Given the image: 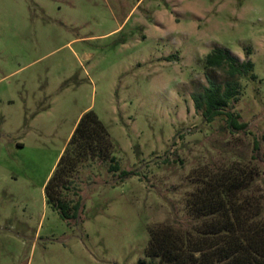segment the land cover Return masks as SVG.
<instances>
[{
    "label": "rangeland",
    "instance_id": "obj_1",
    "mask_svg": "<svg viewBox=\"0 0 264 264\" xmlns=\"http://www.w3.org/2000/svg\"><path fill=\"white\" fill-rule=\"evenodd\" d=\"M215 48L250 74L206 67ZM209 81L239 84L230 132L191 99ZM92 110L120 171L93 161L75 177L82 208L63 220L44 186L77 118ZM264 156V0H0V264H139L149 227L187 226L202 168ZM156 262V261H155Z\"/></svg>",
    "mask_w": 264,
    "mask_h": 264
},
{
    "label": "trees",
    "instance_id": "obj_2",
    "mask_svg": "<svg viewBox=\"0 0 264 264\" xmlns=\"http://www.w3.org/2000/svg\"><path fill=\"white\" fill-rule=\"evenodd\" d=\"M206 67L223 69L230 78L252 79L253 65L239 62L227 51L215 48L203 58ZM241 94L239 84L209 81L191 99L204 122L223 117L230 132L246 130L232 104ZM113 145L97 115L88 110L77 118L74 129L44 186L46 204L63 220L75 219L82 208L75 177L93 161L108 162L109 172H119L123 181L136 175L120 171L112 155ZM252 159L264 162L258 141H253ZM258 172L245 163L231 162L195 173L194 189L184 200L185 224L158 223L149 227L144 255L155 261L139 264H264V182L255 185Z\"/></svg>",
    "mask_w": 264,
    "mask_h": 264
},
{
    "label": "crops",
    "instance_id": "obj_3",
    "mask_svg": "<svg viewBox=\"0 0 264 264\" xmlns=\"http://www.w3.org/2000/svg\"><path fill=\"white\" fill-rule=\"evenodd\" d=\"M79 117V116H78ZM59 156V155H58Z\"/></svg>",
    "mask_w": 264,
    "mask_h": 264
}]
</instances>
